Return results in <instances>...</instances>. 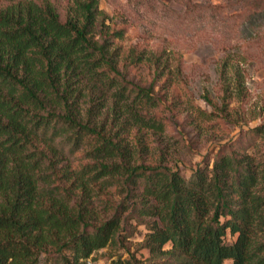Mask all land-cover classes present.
Masks as SVG:
<instances>
[{"label":"trees","instance_id":"trees-1","mask_svg":"<svg viewBox=\"0 0 264 264\" xmlns=\"http://www.w3.org/2000/svg\"><path fill=\"white\" fill-rule=\"evenodd\" d=\"M99 3L72 0L62 16L50 0H0V264H85L130 209L94 219L89 196L113 185L133 199L151 255L264 264V159L221 151L186 178L107 132L105 112L135 120L152 101L121 69L150 56L121 53Z\"/></svg>","mask_w":264,"mask_h":264},{"label":"rangeland","instance_id":"rangeland-1","mask_svg":"<svg viewBox=\"0 0 264 264\" xmlns=\"http://www.w3.org/2000/svg\"><path fill=\"white\" fill-rule=\"evenodd\" d=\"M50 1L64 16L72 0ZM99 7L111 30L124 33L115 40L123 55L135 48L150 56L121 67L126 81L147 88L152 101L134 107L135 120L103 114L115 140L186 178L221 151L264 159V138L256 131L264 127V0H100ZM88 200L97 221L132 202L114 243L92 255L94 264L172 262L168 254H150L147 228L118 185L96 188ZM39 264L55 261L43 254Z\"/></svg>","mask_w":264,"mask_h":264},{"label":"built area","instance_id":"built-area-1","mask_svg":"<svg viewBox=\"0 0 264 264\" xmlns=\"http://www.w3.org/2000/svg\"><path fill=\"white\" fill-rule=\"evenodd\" d=\"M85 264H94V263L91 261V257L85 260Z\"/></svg>","mask_w":264,"mask_h":264}]
</instances>
